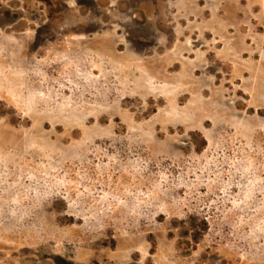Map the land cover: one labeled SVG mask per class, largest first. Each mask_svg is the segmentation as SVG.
<instances>
[{
  "label": "rangeland",
  "instance_id": "374dc122",
  "mask_svg": "<svg viewBox=\"0 0 264 264\" xmlns=\"http://www.w3.org/2000/svg\"><path fill=\"white\" fill-rule=\"evenodd\" d=\"M0 264H264V0H0Z\"/></svg>",
  "mask_w": 264,
  "mask_h": 264
},
{
  "label": "trees",
  "instance_id": "16d2710c",
  "mask_svg": "<svg viewBox=\"0 0 264 264\" xmlns=\"http://www.w3.org/2000/svg\"><path fill=\"white\" fill-rule=\"evenodd\" d=\"M200 234L198 232H195L191 234V238L194 242H197L199 240ZM152 247H154V244L152 243Z\"/></svg>",
  "mask_w": 264,
  "mask_h": 264
}]
</instances>
